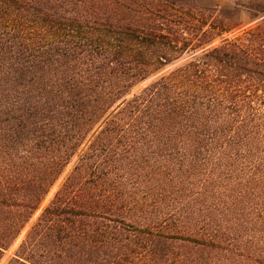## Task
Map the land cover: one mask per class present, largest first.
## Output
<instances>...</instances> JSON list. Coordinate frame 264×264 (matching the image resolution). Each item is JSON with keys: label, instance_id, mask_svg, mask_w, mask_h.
<instances>
[{"label": "trees", "instance_id": "trees-1", "mask_svg": "<svg viewBox=\"0 0 264 264\" xmlns=\"http://www.w3.org/2000/svg\"><path fill=\"white\" fill-rule=\"evenodd\" d=\"M211 12L0 0V263L264 264V15Z\"/></svg>", "mask_w": 264, "mask_h": 264}, {"label": "rangeland", "instance_id": "rangeland-1", "mask_svg": "<svg viewBox=\"0 0 264 264\" xmlns=\"http://www.w3.org/2000/svg\"><path fill=\"white\" fill-rule=\"evenodd\" d=\"M258 2L264 3V0H196V3L198 4V7L202 10H212L211 13H207L205 18L206 21L209 24H217L218 21L222 19H226L229 21L231 26H234L232 30L229 32L224 33L221 36H217L207 47L215 46L218 44H221L222 42L233 38L239 34H241L244 30L249 29L251 27L256 26L258 23L262 21V16L264 13H259L257 10L251 9L249 4H258ZM258 15V16H257ZM201 19V18H200ZM202 50L199 49L195 52H186L178 59L174 60L172 63L166 65L162 69H160L158 72L150 76L147 80L144 82H141L137 86H135L132 90V92L122 98L120 101L117 102V104L114 106L110 114L104 119L92 132V134L89 136V138L86 140L85 144L81 148V152H83L93 139V137L99 132V130L103 127L105 121L111 117L120 107H122L126 101L131 98L135 93L139 92L143 87L148 85L151 81L155 80L157 77L167 74L171 70L175 69L176 67L184 64L185 62L193 59L195 56H199L201 54ZM80 152V153H81ZM80 154L75 156L73 161L70 163L62 177L56 182V184L52 187L49 194L46 196L42 207H44L54 196V193L56 190L60 187L64 177L67 175V173L70 171L76 160L78 159ZM41 210H39L36 214L34 219L39 215ZM29 227V225H28ZM23 236V235H22ZM20 237V239L22 238ZM15 247H13L10 250H7L5 252L4 258L0 264H6L7 261L10 259L13 250Z\"/></svg>", "mask_w": 264, "mask_h": 264}]
</instances>
